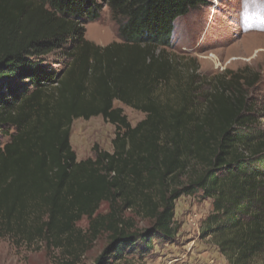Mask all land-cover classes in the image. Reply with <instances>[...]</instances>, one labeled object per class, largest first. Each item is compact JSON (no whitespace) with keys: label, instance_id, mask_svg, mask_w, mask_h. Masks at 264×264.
Here are the masks:
<instances>
[{"label":"trees","instance_id":"obj_1","mask_svg":"<svg viewBox=\"0 0 264 264\" xmlns=\"http://www.w3.org/2000/svg\"><path fill=\"white\" fill-rule=\"evenodd\" d=\"M208 3L0 0L1 238L76 264L107 235L115 261L144 258L175 241L176 202L201 194L213 201L202 236L229 264H264V131L247 95L260 77H204L171 52L176 20ZM105 7L121 41L103 47L85 25ZM115 102L145 120L133 127ZM97 117L116 127L113 152L94 146L78 162L73 123ZM137 219L151 227L138 230Z\"/></svg>","mask_w":264,"mask_h":264},{"label":"rangeland","instance_id":"obj_2","mask_svg":"<svg viewBox=\"0 0 264 264\" xmlns=\"http://www.w3.org/2000/svg\"><path fill=\"white\" fill-rule=\"evenodd\" d=\"M85 30L86 39L99 46L121 41L119 24L107 7L99 19L85 25ZM172 42L171 52L196 61L199 74L204 77L242 70L258 75L260 81L247 90V95L257 108L258 125L264 131V0H209L208 5L176 20ZM51 58L56 63L54 68L64 67L57 54ZM114 107L123 110L133 127L146 118L144 113L120 102H115ZM115 133L116 127L102 117L74 121L71 145L78 162L93 158L94 146L112 153ZM8 140L2 138L4 143ZM107 212V205H103L101 213ZM212 212L213 201L201 194L182 197L176 202L177 236L173 243L162 246L155 243L154 250L144 258L126 255L115 261L110 239L102 235L92 245L80 249L82 256L76 264H99L102 258L103 264H229L212 239L202 236L204 222ZM136 227L149 229L151 223L137 219ZM88 228L86 220L79 224L84 235ZM0 264H67V254L49 250L45 244L26 246L12 238L0 237Z\"/></svg>","mask_w":264,"mask_h":264},{"label":"bare ground","instance_id":"obj_3","mask_svg":"<svg viewBox=\"0 0 264 264\" xmlns=\"http://www.w3.org/2000/svg\"><path fill=\"white\" fill-rule=\"evenodd\" d=\"M99 40L101 39V38H98ZM260 51H262V50H260Z\"/></svg>","mask_w":264,"mask_h":264}]
</instances>
